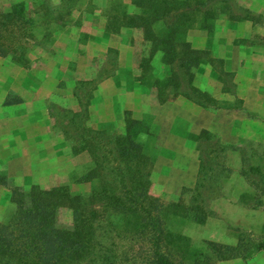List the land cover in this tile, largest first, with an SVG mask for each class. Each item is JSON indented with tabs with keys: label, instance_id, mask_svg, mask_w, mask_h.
Segmentation results:
<instances>
[{
	"label": "rangeland",
	"instance_id": "1",
	"mask_svg": "<svg viewBox=\"0 0 264 264\" xmlns=\"http://www.w3.org/2000/svg\"><path fill=\"white\" fill-rule=\"evenodd\" d=\"M19 1L34 11V43L29 46L26 66L0 56V76L18 70L20 83L32 91L45 80L59 77V81L50 97L36 106L48 109V139L52 144L44 150L38 148L13 170L0 164V222H5L14 210L11 191L4 182L26 190L31 184L45 189L68 185L72 193L82 194H88L97 185V179L78 180L93 166V161L87 151L73 153L70 145L75 143L67 141L62 131L67 123L65 112L73 110L85 111L87 126L116 134L124 132L127 118L140 121L137 140L147 160L143 171L149 172L151 194L166 204L169 246L188 243L202 247L207 240L235 245L240 234L251 244L264 242V0H235L249 10L244 19L235 21L252 24L248 35L236 41L243 49L236 71L232 70L233 64L226 67L223 59L210 52L201 54L204 62L216 70L215 94L203 91L201 98L217 114L221 129L209 130V134L198 132L197 139L189 137L187 147L179 154L168 153L164 148L171 142V124L151 115L142 117V85L156 95L155 79L170 73L161 52L154 53L148 63L144 61L151 48L142 31V0H47L45 6L49 4L56 12H62L57 18H44L42 0H0V11ZM240 12L242 16L246 14ZM228 16L217 15L210 32L222 28L223 22H230ZM107 72L111 75L104 78ZM107 78L114 81L97 89ZM238 78L241 92L236 89ZM47 87L48 84L42 85L39 92ZM125 98L127 101H122ZM33 99L38 98L35 95ZM142 122L147 132H142ZM220 130L225 132L224 137ZM208 142L225 145L219 160L228 172L226 177L219 175L217 188L204 192L205 205L197 199L202 206L198 217L185 215L182 208L191 204L193 194L184 189L195 187L200 149ZM179 144L181 149L182 143ZM182 192L183 202L174 207ZM256 203L259 207L252 208ZM59 221L63 225L70 223L71 210L67 206H61ZM248 252L246 261L237 257L217 264H264V250L249 247ZM1 259L0 263L5 260Z\"/></svg>",
	"mask_w": 264,
	"mask_h": 264
},
{
	"label": "trees",
	"instance_id": "2",
	"mask_svg": "<svg viewBox=\"0 0 264 264\" xmlns=\"http://www.w3.org/2000/svg\"><path fill=\"white\" fill-rule=\"evenodd\" d=\"M47 3L40 2L44 18L62 14L45 6ZM240 11L246 14L242 16ZM248 11L235 0H142V31L151 48L144 61L148 63L154 53L161 52L171 71L153 83L160 102L183 94L209 109L201 98L203 91L192 84L195 70L204 62L201 54L208 51L192 48L188 31L198 28L211 33L217 15L227 13L232 20H242ZM32 12L23 1L0 11V56L22 66L28 64L27 53L34 43ZM84 113L67 110L62 131L67 141H74L70 145L73 153L87 151L93 161L78 180L97 179V185L82 194L72 193L68 185L45 189L32 184L26 190L4 182L11 191L14 210L0 222V258L5 259L0 264H217L237 257L246 261L249 247L264 250V242L251 244L242 234L235 245L207 240L202 247L188 243L169 246L166 204L151 194L149 172L143 171L147 160L137 140L140 121L127 118L124 132L116 134L87 126ZM146 129L142 122V132ZM203 133L210 132L203 129L199 135ZM224 149L219 142H208L200 149L195 187L184 189L193 194L191 204L182 208L185 215L198 217L201 204L205 205L204 192L217 188L219 175L226 177L228 168L219 160ZM183 192L174 207L183 202ZM258 203L252 208L259 207ZM61 206L71 210L67 225L59 221Z\"/></svg>",
	"mask_w": 264,
	"mask_h": 264
},
{
	"label": "crops",
	"instance_id": "3",
	"mask_svg": "<svg viewBox=\"0 0 264 264\" xmlns=\"http://www.w3.org/2000/svg\"><path fill=\"white\" fill-rule=\"evenodd\" d=\"M261 12L264 13V6L261 8ZM223 23L224 26L220 29L216 28L214 33H206L198 28L190 29L187 39L192 48L212 53L223 59L227 64L226 67L229 68L228 63L233 64V69L232 66L230 69L236 71L240 65L237 60L243 51L236 41L248 35L252 24L235 20ZM16 69L19 68L16 67ZM215 71L208 62H202L195 70L192 84L201 91L215 94ZM262 72L264 73V70ZM170 73L166 75L168 76ZM19 79L18 70L9 75L0 76V164L5 163L12 170L18 162L30 159L31 154L36 153L38 148L44 150L52 144L48 139L51 124L48 109L46 107L38 109L36 106L42 100L50 97L54 86L59 81V77L52 81L45 80L36 87V90L32 91L28 86H23ZM110 81H114L113 78L105 79L97 89L105 87ZM240 81L241 78H238L236 88L238 92L242 91ZM44 84H48V87L40 93L39 90ZM35 95L38 98L35 99L36 101L33 99ZM122 101H127V98ZM6 111L8 113H5ZM144 115H151L155 120L166 119L171 124V130L168 132L171 142H168L164 148L166 152L173 154H179V150L184 149V146L187 147L190 134H196L203 129L213 131L220 128L216 121L217 114L214 111L200 106L183 94L177 95L174 99L159 102L156 95L152 91L148 92L142 85V117ZM220 133L222 137L225 136L224 131L220 130ZM179 142L182 143L181 149ZM38 162L43 161L39 159ZM29 163L33 164V160H30Z\"/></svg>",
	"mask_w": 264,
	"mask_h": 264
}]
</instances>
